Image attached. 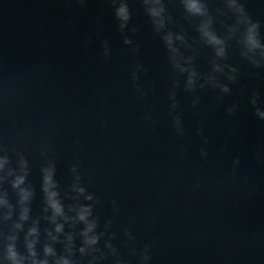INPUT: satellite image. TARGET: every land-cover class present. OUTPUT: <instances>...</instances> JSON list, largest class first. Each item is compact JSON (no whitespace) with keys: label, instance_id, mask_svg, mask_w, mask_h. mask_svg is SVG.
Segmentation results:
<instances>
[{"label":"water","instance_id":"water-1","mask_svg":"<svg viewBox=\"0 0 264 264\" xmlns=\"http://www.w3.org/2000/svg\"><path fill=\"white\" fill-rule=\"evenodd\" d=\"M17 261L264 264V0H0Z\"/></svg>","mask_w":264,"mask_h":264},{"label":"clouds","instance_id":"clouds-1","mask_svg":"<svg viewBox=\"0 0 264 264\" xmlns=\"http://www.w3.org/2000/svg\"><path fill=\"white\" fill-rule=\"evenodd\" d=\"M193 8H196V6L195 5H193L192 6ZM196 10H198V9H196ZM119 14L121 15V16H123L125 19H127V16H126V9L125 8H121L120 10H119ZM254 42V41H253ZM52 207L57 211V212H60L61 211V208H60V206H59V204L58 203H53L52 204ZM84 217L82 216L81 217V219H83ZM59 230V229H58ZM94 242V241H93ZM11 251V256H12V258L15 260L16 259V253H15V251H13V250H10ZM46 251H48L49 253H51V249L49 248V249H47ZM33 255H35V253L33 252ZM17 264H19V262L17 261ZM65 264H67V262H65Z\"/></svg>","mask_w":264,"mask_h":264}]
</instances>
